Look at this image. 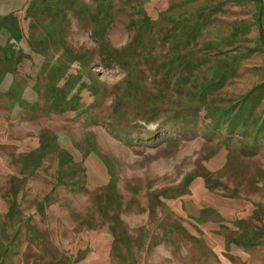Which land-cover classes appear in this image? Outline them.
I'll return each instance as SVG.
<instances>
[{
  "label": "rangeland",
  "instance_id": "1",
  "mask_svg": "<svg viewBox=\"0 0 264 264\" xmlns=\"http://www.w3.org/2000/svg\"><path fill=\"white\" fill-rule=\"evenodd\" d=\"M0 264H264V0H0Z\"/></svg>",
  "mask_w": 264,
  "mask_h": 264
}]
</instances>
